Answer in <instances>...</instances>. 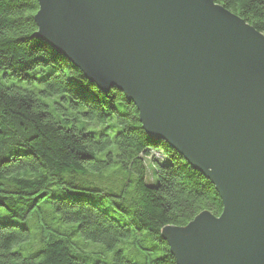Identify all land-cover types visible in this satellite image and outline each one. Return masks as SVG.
Here are the masks:
<instances>
[{
  "label": "trees",
  "instance_id": "obj_1",
  "mask_svg": "<svg viewBox=\"0 0 264 264\" xmlns=\"http://www.w3.org/2000/svg\"><path fill=\"white\" fill-rule=\"evenodd\" d=\"M215 1L264 33V0ZM38 9L0 0V264H176L162 229L220 215L219 193L121 91L35 36Z\"/></svg>",
  "mask_w": 264,
  "mask_h": 264
},
{
  "label": "water",
  "instance_id": "obj_2",
  "mask_svg": "<svg viewBox=\"0 0 264 264\" xmlns=\"http://www.w3.org/2000/svg\"><path fill=\"white\" fill-rule=\"evenodd\" d=\"M36 37L215 186L162 239L176 264H264V33L215 0H37Z\"/></svg>",
  "mask_w": 264,
  "mask_h": 264
},
{
  "label": "rangeland",
  "instance_id": "obj_3",
  "mask_svg": "<svg viewBox=\"0 0 264 264\" xmlns=\"http://www.w3.org/2000/svg\"><path fill=\"white\" fill-rule=\"evenodd\" d=\"M152 154H154L155 157H159V156L162 155L159 151H157V152H153ZM150 161H151V157L147 158V161H146V163H147V165H148L147 179H148V182H149V183H150V182H153V179H152V172H151V169H149ZM111 215H112L115 219H117L118 221H120L121 224H126V221L120 219L119 216H118L117 214H115V213H111ZM92 245H93V247H94V249H95L96 251H98V250L101 251V250L103 249V247H102L101 245H99V244H92ZM125 254H126V256H127L129 259H131V260H133V261H135V262H141V261H142V256H141V255H138V254H137V253H136L131 247H129V246L126 247V249H125Z\"/></svg>",
  "mask_w": 264,
  "mask_h": 264
}]
</instances>
